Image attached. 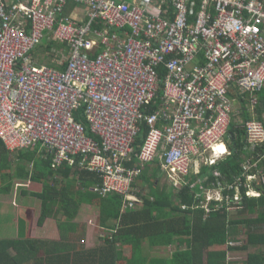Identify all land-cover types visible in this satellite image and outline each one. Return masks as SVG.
Returning <instances> with one entry per match:
<instances>
[{"label":"built area","instance_id":"1","mask_svg":"<svg viewBox=\"0 0 264 264\" xmlns=\"http://www.w3.org/2000/svg\"><path fill=\"white\" fill-rule=\"evenodd\" d=\"M49 36L68 49L64 69L33 62ZM263 88L264 0H0V140L9 152L38 148L55 169L94 173L90 189L120 195L123 208L135 206L145 164L157 162L178 186L229 153L231 89L249 93L254 109ZM81 107L93 136L75 119ZM244 129L251 147L264 143L263 121ZM213 174L208 190L200 178L190 184L207 190L208 204L234 209L243 184L248 196L260 194L253 182L264 185L256 161L232 181Z\"/></svg>","mask_w":264,"mask_h":264},{"label":"trees","instance_id":"2","mask_svg":"<svg viewBox=\"0 0 264 264\" xmlns=\"http://www.w3.org/2000/svg\"><path fill=\"white\" fill-rule=\"evenodd\" d=\"M56 43L51 45L49 42L45 50L53 51L52 47L58 46ZM50 66L53 67L52 64ZM64 68L65 63L58 69ZM159 73L163 77L164 68H159ZM256 93L259 98V105L255 108L256 118L264 124V88ZM229 94L242 103L245 101L240 97L249 100V93L237 97L236 91L231 89ZM242 110H246L245 105ZM234 115L232 109L231 117ZM74 116L84 125L86 134L93 136L84 108L76 110ZM243 116L245 120L251 117L247 112ZM233 117L226 136L231 150L229 155L212 165L202 164L199 173L186 177L177 192L160 188L155 184V179L151 180L148 194H135L137 200L132 208H123L122 197L116 193L102 196L88 190L89 185L97 182L94 173L65 163L55 169L51 165V157L44 158L38 148L18 150L17 176L29 177L43 184L41 191L35 194L40 200L39 224L47 217L57 218L60 214L64 227L75 226L71 223L80 205L87 202L99 209L97 224L108 231V235L103 243L89 249L82 243H56L46 247L44 241L36 239H0V264H226L228 253L236 249L230 242L237 235H244L246 248L248 245L264 243V185L259 180L253 182V187L260 193L258 196H248L247 187L243 184L238 206L232 209L225 199L221 202L212 200L208 204L209 211L203 206L206 199L199 188L200 184L190 185L191 182L196 183L197 178L202 180L201 185L205 187L211 186V182L216 183L218 176L213 174V170L220 172V178L232 181L242 173V166L248 160L256 161L257 168L264 172V143L251 148L245 138L244 122L238 125ZM146 130L147 127L142 124L135 141L136 151L142 144ZM8 155L9 151L0 140V170L3 172L10 161ZM30 162L34 163L31 175L25 167ZM157 172L158 167L152 173L154 177ZM58 176L65 180V184L59 182ZM138 177L149 181L146 171L142 170ZM242 179L245 181V178ZM75 182H79L82 188L74 189L72 183ZM12 184L11 180L3 181L0 191L9 193ZM223 194L233 195L234 190L224 189ZM64 229L69 230L66 227ZM74 232L79 238L84 236V230L76 226ZM145 242L152 248L176 243V248L166 256H156L145 252ZM125 249H129L128 254ZM242 264H264V256L250 253Z\"/></svg>","mask_w":264,"mask_h":264},{"label":"crops","instance_id":"3","mask_svg":"<svg viewBox=\"0 0 264 264\" xmlns=\"http://www.w3.org/2000/svg\"><path fill=\"white\" fill-rule=\"evenodd\" d=\"M66 11L68 13H71L73 16L77 17L78 19H83L85 17V8L83 6H76L74 4H69L66 8ZM58 46L52 47L54 48L53 51L59 48L57 52L58 53L61 52L59 55H57L58 56L57 58H60L61 54H64L67 58L68 49L65 46L63 47V45L61 47V45L58 44ZM55 60L56 59H54L53 61L51 57V64L53 65V67L59 68V66H62L64 63L66 65V62L64 63L62 62L61 64H56ZM37 61L39 60L33 57V62L35 65L37 66L44 65V64H37ZM255 95L258 98V94L256 93ZM240 99H243L245 103H242L241 100L239 101L237 98H231L232 107L234 106L237 108V112H236L237 115L238 113L241 114L242 119L245 120L243 114L247 112L250 114V116H255L254 118L257 119L256 112L254 111L253 113V110L256 108L257 105H259V98H258V103L254 109H252L251 106H249L250 103L247 98L240 97ZM243 105H245L246 110H242ZM251 113L254 115H251ZM224 144L227 147L229 153L225 154L222 157L216 158V162L222 158H225L227 155L230 154L231 150L227 142V137L224 139ZM19 152L20 151L18 150L14 151V154H12L13 152H9L8 156L10 158V161L8 163V166L4 170L5 172L7 171L8 173L7 180H11V183L13 184L10 187L9 193H4L0 191V239H27V238L36 239V240H40L41 242L44 241V243H46L45 246L47 245L48 247H52L56 243H60V244L82 243L84 244V247L88 249L97 246V244L103 243L104 239H106L107 236L103 234L105 232L104 229H102V227L97 224L99 209L96 206L87 202H84L80 205L78 214L71 223L74 224L76 227L84 230L83 237L79 238L75 234L74 232L75 226L73 225L72 226L66 225L65 227L71 230V231L69 230L66 231L62 223L64 222V220L60 214H58L57 218L47 217L41 224L38 223V218L40 216V200L35 196V194L41 191L43 184L42 182L33 181L29 177L23 178L17 176ZM33 164H34L33 162L25 164V167L30 170V175L33 168ZM199 165H200L199 166V170H200L202 163ZM157 167L162 172L157 162H152L149 164H145L143 166V172L146 171V178L149 181H145L142 177H138L132 186L135 194L138 193L140 195L148 194V192L150 191L149 183L153 179H155V184H157L160 188H166V189L168 188V190H170L169 186L167 185H162V186L159 185L158 178L161 172H157L156 176L155 177L153 176L152 173L154 171H157ZM214 171L215 170H213V172ZM3 174L4 172L0 170V178H1L0 184H2L3 182V178H4ZM161 174H164V172H162ZM58 180L59 182L65 184L64 183L65 180L63 181V178L61 176H58ZM169 180L171 179L169 178ZM213 183L214 182H211L212 185L207 186V190L208 188L214 186ZM16 184H19V186H16ZM74 185H76V188ZM72 186L76 190L82 188L79 182L72 183ZM91 186L92 184L87 187V189L90 191H91L90 189ZM179 186L180 185L175 186L172 182L170 187L173 190L175 189L174 192H177ZM80 190H84V189H80ZM206 191L203 193L205 194ZM60 228H62L63 230L61 231ZM243 238L244 235H237L235 239H233L230 242L231 246L233 248L236 247V249L235 250L233 249L230 253H228L226 264H242L248 258V255L250 253H260L263 254L264 256V243L260 242V244L258 245H248L246 248L245 245L246 242ZM143 248L145 249V252H147L148 254H152L156 256H166L163 253H166L167 249L169 250L170 253L172 251V248H176V243H173L172 245H168V246L152 248V247H148V243L145 242ZM239 248H243V249H239ZM125 253L128 254L129 249H125Z\"/></svg>","mask_w":264,"mask_h":264},{"label":"rangeland","instance_id":"4","mask_svg":"<svg viewBox=\"0 0 264 264\" xmlns=\"http://www.w3.org/2000/svg\"><path fill=\"white\" fill-rule=\"evenodd\" d=\"M50 40L51 39H50V36H49L47 40L46 39H43L41 41L40 45H38V46H36L34 48L33 57H35V58H37L39 60V61H37V64H44V65L50 66L51 65V57H52L53 61H54V59H56L58 61H60V60L64 61L66 59V56L64 54H61V57L60 58H57L58 57L57 55H59L57 52H55V51H46L45 50V46H47L49 44V42L51 43V45L53 43H56V42H53V41H50ZM56 44H59V43H56ZM248 105H249V103H248ZM236 112H237V108L234 107L233 113H235V115H234V117L232 116L233 117V121L235 120L236 124L241 125L242 122H244V120L242 119L241 114L238 113V115H237ZM251 115H254V114L251 113ZM232 117H231V119H232ZM251 117L254 118L255 116H251ZM12 154H14V152ZM11 156H13V155H11ZM159 172H161V171L159 170ZM161 173L159 174V178H158L159 185L160 186L167 185V186H169V189L170 190L174 191L175 189L173 190L170 187L171 184H172V182H171V180H169V178L167 177L166 173H164V174H161ZM3 175H4L3 181H6L8 179V173H7V171L6 172L4 171V174ZM174 181L175 182L178 181V178L176 177L174 179ZM204 203H207V201H205ZM95 219H96V217H95ZM104 231L105 232L103 234L104 235H108V231H106V230H104ZM97 233H98V231H97ZM94 234H95V232H94ZM173 249L174 248H172V250ZM163 254L164 255H168L169 254V250L167 249L166 253H163Z\"/></svg>","mask_w":264,"mask_h":264},{"label":"bare ground","instance_id":"5","mask_svg":"<svg viewBox=\"0 0 264 264\" xmlns=\"http://www.w3.org/2000/svg\"><path fill=\"white\" fill-rule=\"evenodd\" d=\"M224 147V146H221V148Z\"/></svg>","mask_w":264,"mask_h":264},{"label":"clouds","instance_id":"6","mask_svg":"<svg viewBox=\"0 0 264 264\" xmlns=\"http://www.w3.org/2000/svg\"><path fill=\"white\" fill-rule=\"evenodd\" d=\"M235 192V191H234ZM240 195H241V193H240ZM255 196V195H254Z\"/></svg>","mask_w":264,"mask_h":264}]
</instances>
